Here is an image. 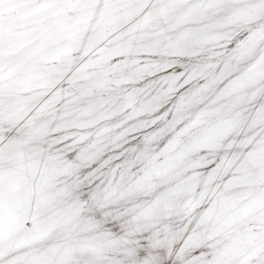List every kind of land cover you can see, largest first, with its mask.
Returning a JSON list of instances; mask_svg holds the SVG:
<instances>
[{
	"label": "snow or ice",
	"instance_id": "snow-or-ice-1",
	"mask_svg": "<svg viewBox=\"0 0 264 264\" xmlns=\"http://www.w3.org/2000/svg\"><path fill=\"white\" fill-rule=\"evenodd\" d=\"M0 264H264V0H0Z\"/></svg>",
	"mask_w": 264,
	"mask_h": 264
}]
</instances>
